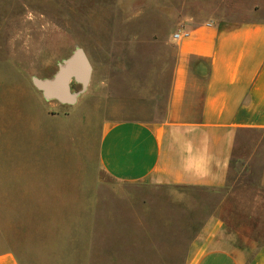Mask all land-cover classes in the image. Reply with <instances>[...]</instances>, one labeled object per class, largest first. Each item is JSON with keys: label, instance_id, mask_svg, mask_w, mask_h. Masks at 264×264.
I'll return each mask as SVG.
<instances>
[{"label": "rangeland", "instance_id": "rangeland-1", "mask_svg": "<svg viewBox=\"0 0 264 264\" xmlns=\"http://www.w3.org/2000/svg\"><path fill=\"white\" fill-rule=\"evenodd\" d=\"M258 5L264 0H0V89L10 79L33 90L23 100L18 89L11 116L0 117L1 174L17 180L0 199V252L20 264H185L220 195L120 184L99 164V140L125 116L150 114L136 106L141 88L121 86L122 69L143 70L144 86L152 65L172 56L159 34L244 19ZM77 50L92 67L86 88L70 82L72 103L46 99L33 80L52 82ZM122 95L134 103L114 105Z\"/></svg>", "mask_w": 264, "mask_h": 264}, {"label": "crops", "instance_id": "crops-1", "mask_svg": "<svg viewBox=\"0 0 264 264\" xmlns=\"http://www.w3.org/2000/svg\"><path fill=\"white\" fill-rule=\"evenodd\" d=\"M246 14L240 20L188 22L180 30L187 36L179 39L159 34L160 50L172 56L152 65L144 86L143 70L135 75L122 69L121 86L141 88L136 106L150 114L110 124L98 144L102 170L120 184L220 195L185 264H264V5ZM4 82L0 117L11 116L18 89L23 100L28 92L31 100L33 91ZM133 103L122 95L114 105ZM20 116L24 123L25 114ZM16 182L0 170V199L10 197L6 193ZM0 264L20 263L3 251Z\"/></svg>", "mask_w": 264, "mask_h": 264}, {"label": "water", "instance_id": "water-1", "mask_svg": "<svg viewBox=\"0 0 264 264\" xmlns=\"http://www.w3.org/2000/svg\"><path fill=\"white\" fill-rule=\"evenodd\" d=\"M90 64L81 50H77L68 60L66 65L59 69L52 82L33 80L46 99L54 98L62 103H72L76 95L70 92V82L80 85L83 91L90 78Z\"/></svg>", "mask_w": 264, "mask_h": 264}, {"label": "built area", "instance_id": "built-area-1", "mask_svg": "<svg viewBox=\"0 0 264 264\" xmlns=\"http://www.w3.org/2000/svg\"><path fill=\"white\" fill-rule=\"evenodd\" d=\"M185 36H187L186 32H178V33L174 34L175 39H179L180 37H185Z\"/></svg>", "mask_w": 264, "mask_h": 264}, {"label": "flooded vegetation", "instance_id": "flooded-vegetation-1", "mask_svg": "<svg viewBox=\"0 0 264 264\" xmlns=\"http://www.w3.org/2000/svg\"><path fill=\"white\" fill-rule=\"evenodd\" d=\"M75 83V82H74Z\"/></svg>", "mask_w": 264, "mask_h": 264}]
</instances>
